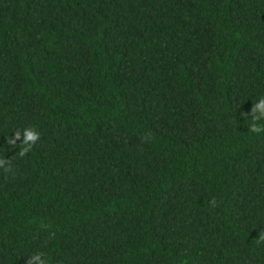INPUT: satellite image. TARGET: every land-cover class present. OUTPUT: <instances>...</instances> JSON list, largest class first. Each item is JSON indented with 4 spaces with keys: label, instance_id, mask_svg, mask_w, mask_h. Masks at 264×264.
<instances>
[{
    "label": "trees",
    "instance_id": "trees-1",
    "mask_svg": "<svg viewBox=\"0 0 264 264\" xmlns=\"http://www.w3.org/2000/svg\"><path fill=\"white\" fill-rule=\"evenodd\" d=\"M254 104L264 0H0V264H264Z\"/></svg>",
    "mask_w": 264,
    "mask_h": 264
},
{
    "label": "clouds",
    "instance_id": "clouds-1",
    "mask_svg": "<svg viewBox=\"0 0 264 264\" xmlns=\"http://www.w3.org/2000/svg\"><path fill=\"white\" fill-rule=\"evenodd\" d=\"M248 115V114H245ZM251 116H252V123L249 126V131L251 133L254 134H261L264 133V124H261L260 121L264 120V115H257V109L256 106L254 104V106L252 107L251 110ZM16 138L19 139L20 138V133L17 132L16 133ZM40 139V133L37 132L34 128H28L24 131V144L23 147L21 149V151L19 152V155L21 157L25 156L28 152H30L32 150V146L35 145ZM9 143H12V141L10 140ZM0 161H6L3 159H0ZM7 164L9 163L8 161H6ZM11 171L10 167H7L5 169V172H9ZM211 206L212 207H216V200L212 199L211 201ZM259 239L261 241H264V233H260L259 235ZM41 257H43L42 253H37L34 254L27 262V264H47L46 260L43 259L41 260Z\"/></svg>",
    "mask_w": 264,
    "mask_h": 264
}]
</instances>
